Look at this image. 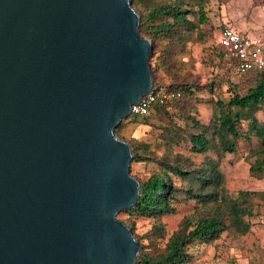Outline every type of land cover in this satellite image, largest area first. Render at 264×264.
Segmentation results:
<instances>
[{
    "label": "water",
    "instance_id": "obj_1",
    "mask_svg": "<svg viewBox=\"0 0 264 264\" xmlns=\"http://www.w3.org/2000/svg\"><path fill=\"white\" fill-rule=\"evenodd\" d=\"M132 0H0V264H136L117 127L156 86Z\"/></svg>",
    "mask_w": 264,
    "mask_h": 264
},
{
    "label": "trees",
    "instance_id": "obj_2",
    "mask_svg": "<svg viewBox=\"0 0 264 264\" xmlns=\"http://www.w3.org/2000/svg\"><path fill=\"white\" fill-rule=\"evenodd\" d=\"M208 1L132 0L141 15V32L154 44L151 56L152 69L157 78L154 91L175 93L176 96L158 100L148 115H134L135 121L150 126L156 125L152 111L156 117L163 118L165 123L157 125L161 128L159 145L166 148L162 155L154 151L151 143L139 139L128 140L122 136L125 121L116 129L117 136L133 146L132 163L155 162L158 165V169L148 177L135 176L141 183V195L136 205L121 211L119 216L128 215L123 220L134 232L135 221L140 218L161 219L177 214L176 202L180 196L195 199L205 206L226 205V212L207 214L181 226L156 254L146 251L141 244L143 251L136 264L194 262L190 248L217 240L225 229L222 225L240 234L248 233L251 223L246 217L253 214V199L257 196L264 198V191L244 190L231 197L225 187V174L221 168L224 155L237 152L239 140L253 146L256 138L258 143L250 151V157L254 158L250 171L256 177L264 176V120L257 116L264 106V69L251 71L254 83L246 92L233 85L228 100L221 97L209 99L213 105V116L208 123L198 117L197 105L204 102L198 93L206 88L213 92V85H200L181 74L179 55L186 51L188 42L197 33L201 40H206L203 27L210 21ZM217 49L228 69L239 74L225 58L222 47L217 45ZM162 73L170 78L166 87L162 82ZM175 147L185 148L189 154L175 152ZM199 155L205 156L201 162L196 160ZM175 181H179L180 185ZM225 219H228V224ZM151 234V242L154 243L159 237H165V224H158Z\"/></svg>",
    "mask_w": 264,
    "mask_h": 264
},
{
    "label": "rangeland",
    "instance_id": "obj_3",
    "mask_svg": "<svg viewBox=\"0 0 264 264\" xmlns=\"http://www.w3.org/2000/svg\"><path fill=\"white\" fill-rule=\"evenodd\" d=\"M210 21L203 27L206 40H201L199 33L187 44L186 51L179 55L181 74L183 77L200 84L213 85V92L208 88L198 93L204 100L197 105L198 117L208 123L213 116V105L209 99L219 97L228 100L234 86L241 92H246L253 85L252 73L244 75L236 74L223 63L218 55L220 29L224 25H232L242 34L257 36L264 34V0H209L207 5ZM165 87L170 83L168 75L162 73ZM157 82V78H156ZM234 85V86H233ZM152 111V119L156 125H147L134 120V115L124 119L125 125L121 129V135L128 140L139 139L153 144V149L158 155H162L166 148L161 143L159 133L161 128L157 125L165 123L163 118L156 117ZM264 120V106L257 113ZM253 146L239 140L236 153H226L221 160V168L225 174L228 194L236 197L244 191H264V176L256 177L251 174L250 167L254 158L250 157V151L258 143L254 138ZM175 152L189 154L188 150L175 147ZM216 156L215 153H210ZM204 155H199L196 160L201 162ZM158 169L155 162L131 163L133 176L148 177ZM177 185L180 182L175 181ZM178 213L163 216L161 219L140 218L135 221L134 232L139 236V241L146 251L156 254L161 251L168 242L170 236L181 226L189 221L198 220L201 216L214 215L216 212H226V205L219 204L205 206L195 199H186L180 196L176 202ZM253 214L246 220L251 223V230L246 234L226 228L222 230L220 237L212 243L194 245L190 248L194 261H203L206 264H264V198L253 199ZM128 215L121 214V219ZM228 224V219H225ZM158 224H165L166 236L159 237L156 243L151 242L152 230ZM155 239V238H154ZM143 247L141 249V253ZM140 253V254H141ZM140 257V256H139Z\"/></svg>",
    "mask_w": 264,
    "mask_h": 264
},
{
    "label": "built area",
    "instance_id": "obj_4",
    "mask_svg": "<svg viewBox=\"0 0 264 264\" xmlns=\"http://www.w3.org/2000/svg\"><path fill=\"white\" fill-rule=\"evenodd\" d=\"M229 64L237 70L240 75H244L253 70L264 69V36H249L242 34L229 25H224L220 29V39L218 43ZM175 93L160 92L145 96L139 104L133 105V115H148L152 106L158 101L168 100L175 97ZM183 264H206L203 261H194Z\"/></svg>",
    "mask_w": 264,
    "mask_h": 264
},
{
    "label": "crops",
    "instance_id": "obj_5",
    "mask_svg": "<svg viewBox=\"0 0 264 264\" xmlns=\"http://www.w3.org/2000/svg\"><path fill=\"white\" fill-rule=\"evenodd\" d=\"M227 25H228V24H227ZM232 25H233V24H232ZM232 25H229V26L233 27L234 25H233V26H232ZM257 36H261V35H257ZM262 36H264V34H262Z\"/></svg>",
    "mask_w": 264,
    "mask_h": 264
}]
</instances>
